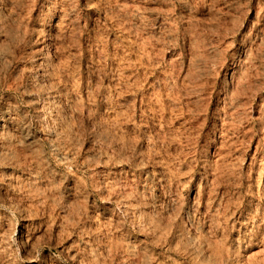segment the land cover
<instances>
[{
	"label": "rangeland",
	"instance_id": "1",
	"mask_svg": "<svg viewBox=\"0 0 264 264\" xmlns=\"http://www.w3.org/2000/svg\"><path fill=\"white\" fill-rule=\"evenodd\" d=\"M0 264H264V0H0Z\"/></svg>",
	"mask_w": 264,
	"mask_h": 264
},
{
	"label": "bare ground",
	"instance_id": "2",
	"mask_svg": "<svg viewBox=\"0 0 264 264\" xmlns=\"http://www.w3.org/2000/svg\"><path fill=\"white\" fill-rule=\"evenodd\" d=\"M6 127V126H5ZM9 127V126H8ZM5 129V128H4ZM65 132V131H64ZM2 134V133H1ZM55 136V135H54ZM65 158V157H64ZM2 159V158H1ZM27 175V174H26ZM24 182V181H23ZM15 183V182H14ZM28 183V182H27ZM19 184V183H18ZM26 187V186H25ZM30 187V186H29ZM12 190V189H11ZM4 194V193H3ZM6 201V200H5ZM15 232V231H14ZM20 234V233H19Z\"/></svg>",
	"mask_w": 264,
	"mask_h": 264
}]
</instances>
